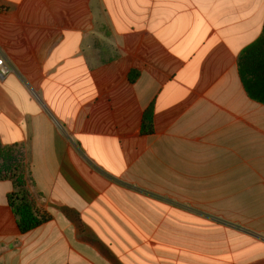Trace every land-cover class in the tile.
Here are the masks:
<instances>
[{
    "label": "crops",
    "instance_id": "0c3cea01",
    "mask_svg": "<svg viewBox=\"0 0 264 264\" xmlns=\"http://www.w3.org/2000/svg\"><path fill=\"white\" fill-rule=\"evenodd\" d=\"M263 25L264 0H0V174L51 216L21 234L0 180V264H264L237 70Z\"/></svg>",
    "mask_w": 264,
    "mask_h": 264
},
{
    "label": "trees",
    "instance_id": "16d2710c",
    "mask_svg": "<svg viewBox=\"0 0 264 264\" xmlns=\"http://www.w3.org/2000/svg\"><path fill=\"white\" fill-rule=\"evenodd\" d=\"M237 70L247 96L251 100L264 105V25L260 37L241 52L238 58ZM136 76L134 72H131L129 80L133 81ZM152 116V109L144 113L142 122L143 134L152 133ZM5 160L9 162L12 161V158L7 156ZM22 171L23 167L17 165L9 174H0V180L9 179L13 183L14 189L7 195V203L16 218L18 231L21 234H25L50 221L51 216L31 204L19 178Z\"/></svg>",
    "mask_w": 264,
    "mask_h": 264
},
{
    "label": "built area",
    "instance_id": "2783aa9c",
    "mask_svg": "<svg viewBox=\"0 0 264 264\" xmlns=\"http://www.w3.org/2000/svg\"><path fill=\"white\" fill-rule=\"evenodd\" d=\"M10 72L9 66H7L2 58H0V78H4Z\"/></svg>",
    "mask_w": 264,
    "mask_h": 264
},
{
    "label": "rangeland",
    "instance_id": "374dc122",
    "mask_svg": "<svg viewBox=\"0 0 264 264\" xmlns=\"http://www.w3.org/2000/svg\"><path fill=\"white\" fill-rule=\"evenodd\" d=\"M187 208H188V206H187ZM219 223H221V222H219Z\"/></svg>",
    "mask_w": 264,
    "mask_h": 264
}]
</instances>
